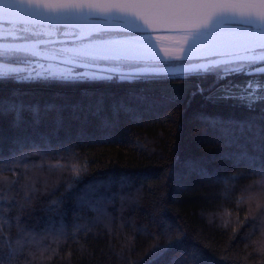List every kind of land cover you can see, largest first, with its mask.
Here are the masks:
<instances>
[{
    "label": "trees",
    "instance_id": "16d2710c",
    "mask_svg": "<svg viewBox=\"0 0 264 264\" xmlns=\"http://www.w3.org/2000/svg\"><path fill=\"white\" fill-rule=\"evenodd\" d=\"M112 77L0 82L25 107L0 115L5 264H143L165 234L183 243L157 264L193 246L205 264H264V103L190 94L211 77Z\"/></svg>",
    "mask_w": 264,
    "mask_h": 264
},
{
    "label": "snow or ice",
    "instance_id": "6c2138e0",
    "mask_svg": "<svg viewBox=\"0 0 264 264\" xmlns=\"http://www.w3.org/2000/svg\"><path fill=\"white\" fill-rule=\"evenodd\" d=\"M153 25H168L180 34L175 53L160 55L151 35ZM112 33L138 35L112 39ZM58 36L100 43L56 48L54 45L62 42ZM25 57L49 63L37 64L22 59ZM96 60L137 65L120 73L121 79L196 76L205 81L211 77L207 87L198 82L190 94H200L213 104L232 101L255 111L258 103H264V0H0V82L112 79L111 75L87 77L75 71L85 61ZM52 62L58 64L53 66ZM59 65L72 67L63 71ZM240 74L250 77L243 85L231 79ZM24 111L18 97L0 98V115L13 114L18 124L23 122ZM29 111L34 117L39 114L38 110L32 112L31 106ZM200 118L210 128L220 123L203 113ZM248 123L237 122L235 126L247 128ZM259 171L264 176V166ZM74 173L80 175L79 171ZM92 188H86L82 202ZM182 243L179 236L173 240L165 234V243L157 239L143 257V264H157ZM11 255L0 250V264ZM168 264H205L204 254L193 246L172 255Z\"/></svg>",
    "mask_w": 264,
    "mask_h": 264
},
{
    "label": "rangeland",
    "instance_id": "374dc122",
    "mask_svg": "<svg viewBox=\"0 0 264 264\" xmlns=\"http://www.w3.org/2000/svg\"><path fill=\"white\" fill-rule=\"evenodd\" d=\"M129 35H138L136 33H112L110 34L112 39H120L124 36H129ZM153 37V42L157 46L158 51L160 52L161 56L165 55V52L168 53H175L179 47L178 41L180 40V34L177 32H169V33H151ZM58 37H63V36H58ZM100 41H89V40H83V41H78V42H68V43H58L55 44L54 47L56 48H80L83 45H88V44H99ZM22 59H28L33 61L34 63H44L48 64V61H37V60H32V57H25ZM93 64H102V65H109L112 67H117V68H122V69H128L135 67L133 62L131 61H124V60H96V61H85ZM53 66H56L57 63H53ZM60 69L63 71H67L69 68L68 66L65 65H59ZM76 72L79 73H84L86 74L87 77H91L93 74L96 76H108L107 74L103 73H98L94 71H88L84 69H75Z\"/></svg>",
    "mask_w": 264,
    "mask_h": 264
},
{
    "label": "water",
    "instance_id": "95a60500",
    "mask_svg": "<svg viewBox=\"0 0 264 264\" xmlns=\"http://www.w3.org/2000/svg\"><path fill=\"white\" fill-rule=\"evenodd\" d=\"M153 28H155V31L150 30L151 33L174 32L171 30L170 26H168V25H153ZM57 39L59 41H62L61 43L80 41V40H76L74 37H57ZM19 43H23V42H19ZM53 63L58 64V62H53ZM65 66L72 67V65H65ZM76 69H84V70L94 71V72L103 73V74L112 75V76H119L120 73H126V72L131 70V68L122 69V68L112 67L109 65L93 64V63H89V62H84L83 66L77 67Z\"/></svg>",
    "mask_w": 264,
    "mask_h": 264
},
{
    "label": "flooded vegetation",
    "instance_id": "af4514ba",
    "mask_svg": "<svg viewBox=\"0 0 264 264\" xmlns=\"http://www.w3.org/2000/svg\"><path fill=\"white\" fill-rule=\"evenodd\" d=\"M10 42H12V41H10ZM16 43H19V42H23V41H15ZM32 60H35V58H33Z\"/></svg>",
    "mask_w": 264,
    "mask_h": 264
}]
</instances>
